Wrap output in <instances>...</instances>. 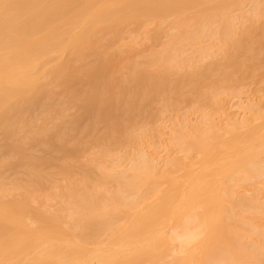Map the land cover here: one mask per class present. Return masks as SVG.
Returning <instances> with one entry per match:
<instances>
[{
  "label": "bare ground",
  "instance_id": "obj_1",
  "mask_svg": "<svg viewBox=\"0 0 264 264\" xmlns=\"http://www.w3.org/2000/svg\"><path fill=\"white\" fill-rule=\"evenodd\" d=\"M262 17L264 0H0V264H264V102L230 109L225 84ZM135 40L141 60L120 52Z\"/></svg>",
  "mask_w": 264,
  "mask_h": 264
},
{
  "label": "rangeland",
  "instance_id": "obj_2",
  "mask_svg": "<svg viewBox=\"0 0 264 264\" xmlns=\"http://www.w3.org/2000/svg\"><path fill=\"white\" fill-rule=\"evenodd\" d=\"M132 27L133 25H128V28L132 29ZM161 27L164 28V25H161ZM256 29L261 30V32L257 34ZM250 31L252 32L253 38L258 40L255 49L252 51L254 57L245 61L246 71L244 73H234L232 79L225 83L229 86L228 91L232 93V96L226 102L231 105L230 109H233L238 103L264 102V17L254 21L250 26ZM160 34L159 42H162L165 36L163 32ZM123 36H126V32L123 33ZM123 42H125V39ZM150 47L149 41L135 40L128 46H122L120 52L125 57L141 60L143 56L147 54ZM118 49L116 44H112L109 47V50L116 51ZM208 61H210V59H205L204 63ZM218 61H222V59L218 58ZM156 107L157 104H153L149 109L151 113H155L153 124L166 121L167 119V112H157ZM137 120L141 122L144 120V117L139 115ZM13 175L24 181V174L22 171L15 172Z\"/></svg>",
  "mask_w": 264,
  "mask_h": 264
}]
</instances>
